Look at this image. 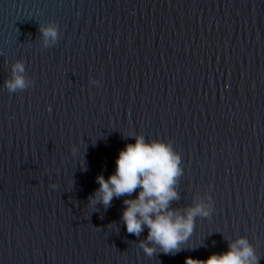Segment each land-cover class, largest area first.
Returning <instances> with one entry per match:
<instances>
[{
  "label": "water",
  "instance_id": "95a60500",
  "mask_svg": "<svg viewBox=\"0 0 264 264\" xmlns=\"http://www.w3.org/2000/svg\"><path fill=\"white\" fill-rule=\"evenodd\" d=\"M136 134L180 156L169 207L208 209L172 253L123 197L89 203ZM239 237L264 264V0H0V264H185Z\"/></svg>",
  "mask_w": 264,
  "mask_h": 264
},
{
  "label": "clouds",
  "instance_id": "9594fccd",
  "mask_svg": "<svg viewBox=\"0 0 264 264\" xmlns=\"http://www.w3.org/2000/svg\"><path fill=\"white\" fill-rule=\"evenodd\" d=\"M40 32L45 42L57 38L55 25L41 26ZM23 72V64L17 61L12 66V77L5 80L10 92L26 87ZM180 174V156L169 142L146 141L143 135L136 134L134 142L126 143L119 150L114 173L107 179L100 174L96 176L98 188L89 197V203L94 205L98 201L107 208L114 196L123 197L121 219L127 232L139 236L147 227L145 239L151 243L139 241L143 251L152 256L155 250L152 244H155L163 252L172 253L191 235L193 218L209 214L200 203L188 206L183 214L169 207L177 199L174 185ZM132 193L136 195L133 197ZM258 261L252 245L244 237L229 241L227 251L210 254L206 259L185 257V264H258Z\"/></svg>",
  "mask_w": 264,
  "mask_h": 264
}]
</instances>
